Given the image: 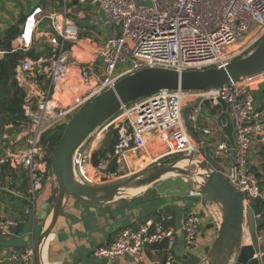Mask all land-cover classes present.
Wrapping results in <instances>:
<instances>
[{
  "label": "built area",
  "instance_id": "built-area-1",
  "mask_svg": "<svg viewBox=\"0 0 264 264\" xmlns=\"http://www.w3.org/2000/svg\"><path fill=\"white\" fill-rule=\"evenodd\" d=\"M55 3L58 11L43 5L31 8L12 44L14 52L31 50L39 28L49 24L50 31L40 36L52 56L38 61L26 58L15 70V78L27 94V122L20 127V140L26 145L0 156V165L27 172L31 204L50 174L42 137L63 125L88 101L144 69L186 72L223 67L264 39V0H76L77 5L101 13L117 30L115 36L98 46L83 39L97 49L95 59L85 63L76 56V50L83 48L78 21L82 23L86 16L83 10L73 11L71 0ZM5 54L0 51V59ZM40 74L49 81L46 90L37 89ZM263 86L264 71L208 92H154L123 107L109 120L106 129L114 125L117 130L112 152L107 151L93 167L97 140L87 144L76 160L77 174L90 186L102 185L107 174H114L109 171L112 160L127 167L129 162H141L136 171L141 173L180 158H202L203 150L246 207L253 201L264 202V181L257 174L260 168L250 160L255 146L259 151L264 147V108L258 106L254 95ZM220 100L227 103L234 144L218 124L219 117L211 126L199 122L202 108L209 106L211 111L220 106ZM186 108L187 120L183 115ZM194 194L201 192L196 189ZM202 221L195 212L185 217L182 233L187 247L199 238ZM18 226L15 220L0 218V236L14 235ZM245 237L249 239L248 233ZM177 240V231L168 225L166 217L145 220L121 231L110 244L96 248L93 257L102 261L127 257L142 264L149 253L154 257L153 264H176ZM259 241L264 245V232ZM33 256L34 250H29L24 259Z\"/></svg>",
  "mask_w": 264,
  "mask_h": 264
},
{
  "label": "water",
  "instance_id": "water-1",
  "mask_svg": "<svg viewBox=\"0 0 264 264\" xmlns=\"http://www.w3.org/2000/svg\"><path fill=\"white\" fill-rule=\"evenodd\" d=\"M25 18L26 15H22L19 26L13 25L7 29L0 37V42L13 32L19 31ZM263 71L264 39L249 55L223 67L186 72L162 68L144 69L122 78L114 88L84 104L65 126L52 157L51 170L58 184V194L50 215V224L34 247L36 264H47L43 260L42 250L69 199L89 205H104L132 199L123 194L125 189L148 187L149 190L152 186L161 196L190 202L189 208L192 203L211 202L222 209L223 219L217 238L214 244L205 250L207 264H264V255L261 256L263 245L259 241V224L264 220V211L246 207L244 199L228 184L203 150L200 152L202 158H180L169 165L149 169L124 181L102 187L84 183L76 170V160L81 150L86 147L87 139L123 107L161 90L208 92L229 86L242 78L256 76ZM219 104L222 114L218 118V124L230 143L234 144L233 124L227 112V103L220 100ZM188 111L189 108H186L183 112L185 120ZM116 134L115 129L108 136L107 146L93 154V167L112 146ZM196 189L200 190L201 195L194 194ZM200 215L204 217V214ZM213 228L214 225H208L202 230V236L205 237L207 231ZM245 233L249 235V245H243Z\"/></svg>",
  "mask_w": 264,
  "mask_h": 264
},
{
  "label": "crops",
  "instance_id": "crops-1",
  "mask_svg": "<svg viewBox=\"0 0 264 264\" xmlns=\"http://www.w3.org/2000/svg\"><path fill=\"white\" fill-rule=\"evenodd\" d=\"M45 1L48 4H45ZM55 2L56 0H44V5L56 9ZM70 6L74 12L85 11L89 16L88 21H93L96 12H98L92 7L77 5L76 0H71ZM98 16L102 20L103 15L99 13ZM105 23L110 25L107 19ZM46 27L49 29L47 22ZM110 27L115 31L113 37L117 34V30L111 25ZM41 34L38 31L37 37ZM82 34H84L83 31ZM40 41L44 40H39L37 43ZM85 42L83 43L85 45L81 44L84 49L80 50V54L90 59H83L78 54L76 56L82 62L88 63L95 59L96 48L94 45ZM13 44L15 43L13 42ZM48 86L49 81L46 76L40 74L37 89L40 91L46 90ZM31 97L34 98L35 96ZM263 98L261 92L257 98V104L262 108H264ZM221 114L222 109L216 110L215 115L210 113L212 122ZM10 129L11 126H6L1 136L0 156L7 151L22 150L26 145L24 140H20L22 129L16 128L13 133H9ZM257 153H259V148L255 146L250 154V160L253 166L260 168V156ZM138 164H141V162L137 161L136 165ZM53 181L54 179L48 175L47 180L42 184V189L37 193L35 202L31 204V197L28 194L29 188L27 193L24 194L19 173L16 172L15 177L12 174L5 175L2 172V165H0V218L12 219L19 223L14 235L6 238L0 237V264H36L35 254L27 261L24 258L29 250H34L41 234L50 224V215L57 198V183H53ZM27 184L29 185V183ZM13 196L15 199L12 198ZM125 196L132 199L118 200L104 205H89L69 199L51 231L45 248L42 250L43 260L47 264H136L127 257H119L112 261L98 260L93 257V252L100 246L110 244L121 231L135 226L138 222L145 220L158 221L160 217H166L168 225L173 227L178 235L174 250L176 264H206L205 250L214 244L219 225L215 224V228L207 232L205 237L202 236L201 230L199 238L191 247L186 246L182 233L187 214L190 212L203 213L204 203H192V207L189 208L188 204L190 202L181 201L178 198H167L156 192L150 194L149 191L139 196L130 194ZM245 228L247 229V225ZM37 231L39 232L38 238L36 237ZM245 238L248 239V237ZM14 240L21 242L12 245L11 242ZM262 254L264 255L263 250ZM158 257L162 259L163 256L159 254ZM153 261L154 257L148 253L142 264H153Z\"/></svg>",
  "mask_w": 264,
  "mask_h": 264
},
{
  "label": "rangeland",
  "instance_id": "rangeland-1",
  "mask_svg": "<svg viewBox=\"0 0 264 264\" xmlns=\"http://www.w3.org/2000/svg\"><path fill=\"white\" fill-rule=\"evenodd\" d=\"M141 3H143V2L141 1ZM37 4H42L44 7H46L44 5V0H0V33L4 34L7 31V29H9L13 25L19 26L18 25L19 20L22 17V15H26L29 12V8H32ZM45 4H48V2L45 1ZM55 8H56L55 10L58 11V6H55ZM83 12L86 15V18L83 20L82 23H80L78 21V23L81 26L82 31L85 30V32H83L85 35L84 34L81 35V39H80L81 44H83L85 42V41H83V37H85L86 39H89L91 43H93V42L96 43L97 44L96 46L101 45L104 42V40H106V38L108 39V38L112 37V35L114 34L115 31L113 28L110 27V25L105 23L106 19L104 16H102V20H101L100 17L98 16L99 13L96 12V15L94 16L95 18H93V21H91V20L88 21L89 16H87L85 11H83ZM89 13H90V11H89ZM20 29H21V27H20ZM38 31H39V34H41L40 32H48V31H50V29H48L46 27V23H44ZM39 40H45V38H41V36L38 35L37 41H39ZM43 43H45V41H43ZM85 43L89 44L88 42H85ZM259 43L257 45H255L252 49H250L247 53L242 55L241 57H246L247 54L249 55L252 51H254L257 48ZM83 45H85V44H83ZM90 45H92V44H90ZM39 48H40V46L36 43L34 46V50L39 49ZM85 48H88V47H85ZM82 49L83 48H79L76 51V54L81 56L83 59H90V58L80 54V50H82ZM95 50L97 51V49H95ZM52 54L53 53L50 52L49 55L52 56ZM49 55L46 56V58H49L50 57ZM94 55H97V53L95 52ZM260 93H261V90L254 91V95H255L256 99L259 97ZM263 97H264V95H263ZM75 114H76V112L73 113L71 115V117H69L67 119V121L65 123H63V125L66 126ZM116 116L117 115H115L112 119H114ZM199 122L202 123L203 126L213 125V122H212L211 116H210L209 106L205 107V109L203 110L202 115H200V117H199ZM108 124H109V121H106L103 124H101L100 127L95 130L94 134L90 138L87 139V141H86L87 144H91L92 142L97 140L95 146H93L94 147L93 154L100 151V150H103L107 146L108 136L111 134L112 131L115 130L114 125L108 129H106ZM103 130H105V131L103 132ZM199 136L202 137L203 134L200 133ZM110 152H112L111 149L107 153L109 154ZM177 160H172L171 162L168 161V163L166 165L174 163ZM215 163H218V161L215 160ZM129 164H130L128 166L129 168L126 166L125 163L120 164V166L117 164L118 167H117L116 173L107 174V178L103 181V184L102 185H96L95 187L112 185V184L118 183L120 181H124L127 178H130V177L136 175V171L140 168L139 164L136 165L133 162L132 163L129 162ZM49 172H50V174H48V175L52 179H54L53 183H57L52 170H50ZM45 180H47V178ZM148 191L150 192V194H155V190H154L153 186L150 187V189ZM129 193L130 192L128 191V189L123 190L124 195H128ZM56 194H58V184H57ZM199 214H201V213H199ZM202 214H204L205 219L203 220V228L201 230L205 229L208 225H214V228L216 225H219V227H220V225L222 223V219H223V211L218 205L211 203V202L204 203V210H203ZM213 229H211V230H213ZM211 230H209V231H211ZM209 231H207V232H209ZM38 234H39V232L37 231L36 232L37 238H38ZM0 237L6 238V237H2V236H0ZM16 242H21V241L14 240L13 242H11V244L14 245V244H16ZM249 244H250L249 239L243 237V245H249ZM263 251H264V245H263ZM205 258H206V264H207V258H208L207 254H206Z\"/></svg>",
  "mask_w": 264,
  "mask_h": 264
},
{
  "label": "trees",
  "instance_id": "trees-1",
  "mask_svg": "<svg viewBox=\"0 0 264 264\" xmlns=\"http://www.w3.org/2000/svg\"><path fill=\"white\" fill-rule=\"evenodd\" d=\"M42 5V4H41ZM3 34L0 33V37ZM19 31L13 32L8 38L0 42V51L6 52L5 56L0 59V140L6 126H11L9 133H13L16 128H20L25 125L27 120L25 118L24 106L26 104L27 94L24 88H22L19 82L15 78V70L17 66L26 58H30L34 61H38L50 54L51 49L40 41L37 43L41 48L34 50V46L27 52L17 51L12 49L13 42L18 38ZM51 57V55H49ZM264 95V86L260 89ZM221 107H217L211 110V114L215 115L216 110H220ZM65 126L61 125L50 131L46 132L42 137V145L46 149L47 170H51L52 157L60 142ZM114 145V144H113ZM113 145L110 147L112 150ZM109 149V150H110ZM108 150V151H109ZM1 154V150H0ZM261 166L257 169L258 177L264 181V147L259 151ZM116 160H112L109 164V171L116 173L117 170ZM3 174H12L14 177L16 172L19 173V179L22 180V187L24 194L27 193V189L30 186V180L27 172L24 169L14 170L9 165H2ZM29 183V185L27 184ZM27 186H26V185ZM15 199V197H12ZM251 207L258 211H264V202L253 201ZM18 229V228H17ZM259 231L264 232V220L259 224Z\"/></svg>",
  "mask_w": 264,
  "mask_h": 264
},
{
  "label": "bare ground",
  "instance_id": "bare-ground-1",
  "mask_svg": "<svg viewBox=\"0 0 264 264\" xmlns=\"http://www.w3.org/2000/svg\"><path fill=\"white\" fill-rule=\"evenodd\" d=\"M130 165V164H129ZM132 166V165H131ZM132 172V171H131ZM135 173V172H134ZM137 174V173H136ZM148 187H140V188H129V194L132 196H139L144 194L147 191ZM246 229V228H245Z\"/></svg>",
  "mask_w": 264,
  "mask_h": 264
}]
</instances>
